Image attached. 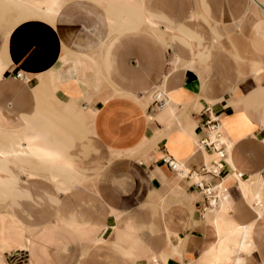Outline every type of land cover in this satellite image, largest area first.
Instances as JSON below:
<instances>
[{"label": "crops", "instance_id": "crops-1", "mask_svg": "<svg viewBox=\"0 0 264 264\" xmlns=\"http://www.w3.org/2000/svg\"><path fill=\"white\" fill-rule=\"evenodd\" d=\"M0 218L29 264H264V0H0Z\"/></svg>", "mask_w": 264, "mask_h": 264}, {"label": "built area", "instance_id": "built-area-1", "mask_svg": "<svg viewBox=\"0 0 264 264\" xmlns=\"http://www.w3.org/2000/svg\"><path fill=\"white\" fill-rule=\"evenodd\" d=\"M10 75L15 78H22L20 70L10 72ZM154 102L158 107H162L165 104V98L161 93L156 94ZM218 122L217 117H207L201 123V129L204 131L205 136L198 142L201 147L211 148L216 154V159L214 161L209 164H205L202 167L203 172L211 173L214 176H218V170L222 167L226 157V146L220 140ZM165 162L172 170L177 171L179 169L177 162L173 158L167 156L165 158ZM221 184L222 183L220 181L214 185L211 181L205 180L194 182V186L203 194L207 207L214 206L216 201L225 194L226 188Z\"/></svg>", "mask_w": 264, "mask_h": 264}, {"label": "rangeland", "instance_id": "rangeland-1", "mask_svg": "<svg viewBox=\"0 0 264 264\" xmlns=\"http://www.w3.org/2000/svg\"><path fill=\"white\" fill-rule=\"evenodd\" d=\"M105 83L108 85V81L105 80ZM147 93H148L149 101H151L152 99L151 89ZM6 220L5 218H0V260H1V264H29L26 253L24 251H14V250H11L7 244L5 243L2 244L1 241L5 240L7 236L13 237L14 235H17L20 233V231L17 230L13 224H10Z\"/></svg>", "mask_w": 264, "mask_h": 264}, {"label": "bare ground", "instance_id": "bare-ground-1", "mask_svg": "<svg viewBox=\"0 0 264 264\" xmlns=\"http://www.w3.org/2000/svg\"><path fill=\"white\" fill-rule=\"evenodd\" d=\"M59 3H58V1H55L54 5H53L54 7H50L51 9H49V11H46V12H44L43 15L42 14L41 15L46 17V18H49V19H54L60 13V11L62 9L61 5H59ZM22 4L24 6H29V4L26 3L25 1H22ZM20 154L26 155L24 150H20ZM1 242H2V244H4V243L7 244L11 250H17L18 249L17 251H19V248H20L23 251H27V252L30 251V241L27 239L23 242V240H21V239L17 240V239H13L12 236H7L6 239L2 240ZM0 264H1V260H0Z\"/></svg>", "mask_w": 264, "mask_h": 264}]
</instances>
